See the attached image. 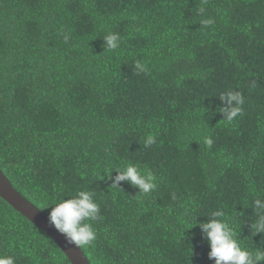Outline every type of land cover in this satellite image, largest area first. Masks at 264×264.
<instances>
[{"label":"trees","instance_id":"obj_1","mask_svg":"<svg viewBox=\"0 0 264 264\" xmlns=\"http://www.w3.org/2000/svg\"><path fill=\"white\" fill-rule=\"evenodd\" d=\"M229 90L244 97L231 124L217 112ZM129 163L154 191L111 188L105 175ZM0 169L47 215L94 192L91 264H214L192 227L216 210L264 251V0H0ZM0 255L72 264L1 196Z\"/></svg>","mask_w":264,"mask_h":264},{"label":"clouds","instance_id":"obj_2","mask_svg":"<svg viewBox=\"0 0 264 264\" xmlns=\"http://www.w3.org/2000/svg\"><path fill=\"white\" fill-rule=\"evenodd\" d=\"M200 11L203 12V9ZM201 23L207 27L213 24V20L205 19ZM64 39L67 40L68 37L65 36ZM103 41L104 48L116 50L120 46L121 37L116 33H110L104 37ZM135 67L139 71H144L140 63H137ZM217 97L223 105L218 108L217 112L223 115V121L231 124L238 115L242 114L243 94L240 91L229 90L220 93ZM155 142V137L148 135L145 144L150 146ZM204 143L210 147L213 141L205 138ZM112 172L105 175L111 181V188L120 190L122 182H125L138 188L139 193L149 194L157 187L154 174L151 171L142 172L136 164H126L122 169L115 171V176L111 175ZM253 204L257 211V221L252 227L256 235L264 234V201L257 198ZM49 209L48 226L61 235L68 244L76 247H89L97 239L94 225L102 217L93 191L81 190L71 198L61 200L47 208ZM197 218L192 228L198 227L201 230L210 248L208 259L214 261V264H262L264 262V251L258 250L253 255L252 252L241 247L236 238V232L225 218L223 210L211 212L205 222L198 223ZM0 264H15V260L12 256L0 255Z\"/></svg>","mask_w":264,"mask_h":264},{"label":"water","instance_id":"obj_3","mask_svg":"<svg viewBox=\"0 0 264 264\" xmlns=\"http://www.w3.org/2000/svg\"><path fill=\"white\" fill-rule=\"evenodd\" d=\"M0 196L14 209L42 229L63 250L72 264H91L81 247L68 244L53 228L48 226L47 214L24 197L0 169Z\"/></svg>","mask_w":264,"mask_h":264}]
</instances>
